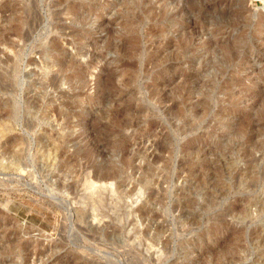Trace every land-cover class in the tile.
<instances>
[{"label":"rangeland","instance_id":"rangeland-1","mask_svg":"<svg viewBox=\"0 0 264 264\" xmlns=\"http://www.w3.org/2000/svg\"><path fill=\"white\" fill-rule=\"evenodd\" d=\"M0 264H264V0H0Z\"/></svg>","mask_w":264,"mask_h":264},{"label":"bare ground","instance_id":"bare-ground-1","mask_svg":"<svg viewBox=\"0 0 264 264\" xmlns=\"http://www.w3.org/2000/svg\"><path fill=\"white\" fill-rule=\"evenodd\" d=\"M190 8H192V7H190ZM164 13V12H163ZM196 21H194V20H192L191 19V21H190V23H189V28L191 29V31H189L190 33H191V35L190 36H188L189 35V33H188V37L186 36V37H183V39L181 40V41H179L178 43L179 44H177V46L178 47H176L177 49H182V48H184V47H188L191 43H193L194 42V40H195V37H197V36H195L196 35V26L198 25H196V23H195ZM197 33H198V31H197ZM232 53V52H231ZM234 56V55H233ZM235 57V56H234ZM231 58V57H230ZM116 173H117V170H116ZM115 173V174H116ZM110 175V174H109ZM112 176H113V174H111ZM106 176H108V174H106ZM109 177V176H108ZM107 177V178H108ZM92 182V181H91ZM91 186L93 185V184H90ZM101 198V197H100ZM99 198V199H100ZM88 200H89V198H88ZM98 200V199H97ZM98 202H100V201H98ZM94 205V204H93ZM82 216H83V214H82ZM80 217V216H79ZM83 219V218H82Z\"/></svg>","mask_w":264,"mask_h":264}]
</instances>
